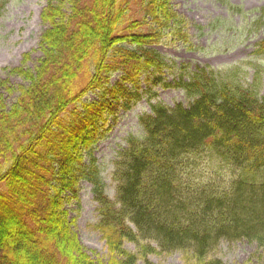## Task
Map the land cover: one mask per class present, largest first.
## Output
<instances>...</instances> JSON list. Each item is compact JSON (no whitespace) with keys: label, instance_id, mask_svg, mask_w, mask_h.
I'll return each mask as SVG.
<instances>
[{"label":"trees","instance_id":"trees-1","mask_svg":"<svg viewBox=\"0 0 264 264\" xmlns=\"http://www.w3.org/2000/svg\"><path fill=\"white\" fill-rule=\"evenodd\" d=\"M171 1L47 0L38 63L10 70L24 84L0 79V89L18 92L9 107L0 93V264H104L85 251L64 207L80 180L92 185L107 264H150L156 248L222 264L208 258L221 239L264 244V92L235 68L178 78L187 105L155 102L140 115L142 133L114 162L115 199L98 176L91 150L108 121L140 97L141 76L162 82L167 63L152 46L193 49ZM253 53L264 54V39ZM89 92L96 98L85 100Z\"/></svg>","mask_w":264,"mask_h":264},{"label":"rangeland","instance_id":"rangeland-1","mask_svg":"<svg viewBox=\"0 0 264 264\" xmlns=\"http://www.w3.org/2000/svg\"><path fill=\"white\" fill-rule=\"evenodd\" d=\"M174 8L188 21V32L193 49H188L179 41L161 43L152 46L166 60L167 67L161 74L162 82L152 83L141 76L140 94L128 108H119L115 119L109 120L104 135L93 144L91 157L94 158L98 176L104 185L105 193L115 199L116 182L112 179L114 162L119 152L126 146L128 137L142 133L139 117L150 112V105L162 102L172 106L176 103L187 105L189 98L184 90L176 86L178 78L187 79L200 68L214 72L235 68L240 82L255 86L264 92V54L253 53L256 44L264 39V17L258 9L264 6V0H172ZM227 2L241 5L242 13L234 14ZM47 0H4L0 2V79H7L13 85L24 84L10 70L23 65L34 68L42 56L39 39L47 24L40 17ZM213 24L214 28H211ZM197 25L201 26L199 30ZM29 54L25 61L24 54ZM120 73L111 76L110 81H118ZM187 77V78H186ZM82 78V77H81ZM80 81V79H79ZM167 83L169 86H164ZM81 86V85H80ZM9 107L18 92H6L0 89ZM96 98L95 92H89L85 100ZM76 199H70L64 205L71 221L70 227L85 251L94 259L108 263L109 253L106 243L93 225L98 219V204L87 180L79 181ZM0 190H4L0 183ZM1 220V219H0ZM124 247L138 252L132 242L125 241ZM264 244L246 239H221L209 259H218L222 264H264ZM150 264H195L185 251L162 252L157 248L147 254ZM143 260L140 259L139 263Z\"/></svg>","mask_w":264,"mask_h":264}]
</instances>
